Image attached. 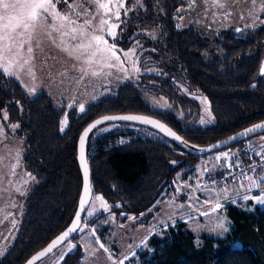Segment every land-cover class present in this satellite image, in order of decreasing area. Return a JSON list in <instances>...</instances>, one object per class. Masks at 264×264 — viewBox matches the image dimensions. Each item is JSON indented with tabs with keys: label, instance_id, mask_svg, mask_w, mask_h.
<instances>
[{
	"label": "trees",
	"instance_id": "16d2710c",
	"mask_svg": "<svg viewBox=\"0 0 264 264\" xmlns=\"http://www.w3.org/2000/svg\"><path fill=\"white\" fill-rule=\"evenodd\" d=\"M185 5V0H126L116 42L122 48L156 49L155 60L170 62L162 65L163 75L115 80L111 92L89 104L83 113L77 114L75 108L68 111L64 131L60 125L66 102L56 105L45 92L28 94L0 68V119L6 112L4 123L18 125L12 135L23 141V163L36 178L24 203L19 233L0 264H23L71 222L82 187L77 142L93 119L104 114H148L200 145L264 119V24L247 29L227 27L209 37L195 25L178 26ZM147 26L158 27L156 38L140 31ZM178 80L209 99L213 124H193L184 107L197 109L198 103L179 92ZM149 94L164 96L174 106L155 108ZM96 130L87 145L93 195L100 194L111 203L117 215H139L147 210L179 171L208 155H192L163 136V140L131 136L119 141L113 133H106L94 139ZM226 211L232 226L224 237L203 234L198 246L195 233L177 221L164 237L153 240L154 250L143 254L139 263L264 264V208L249 211L228 205ZM97 215L88 223L94 224ZM236 242L240 246H232ZM82 257L83 248L78 244L60 264H82Z\"/></svg>",
	"mask_w": 264,
	"mask_h": 264
},
{
	"label": "rangeland",
	"instance_id": "374dc122",
	"mask_svg": "<svg viewBox=\"0 0 264 264\" xmlns=\"http://www.w3.org/2000/svg\"><path fill=\"white\" fill-rule=\"evenodd\" d=\"M185 1L186 5L180 9L181 15L177 18L178 26L195 25L209 37L217 34L219 29L227 27L247 29L264 24V0ZM53 2L56 3V11L67 14L76 20L77 25H82L85 20H92V28L89 32L107 41L106 45L101 43L102 48L115 46L116 55L119 57V60H116L105 54L104 58L98 56L90 65L84 63L86 57L75 59V55H69L68 51L62 49L67 48L71 51L80 40H72L70 36L61 37L60 33L53 31V26L59 21L54 20L51 15L42 17V26L33 34L34 52L29 64L24 63V60L29 59L27 44L24 48L18 49L17 44L12 40H0V68L3 71L4 68H8L9 72L13 73L10 76L17 79L28 94L45 92L56 105L67 103V112L62 119V121L67 120L66 125H63L64 130L69 121L68 111L75 108L77 114L83 113L89 104L111 92L115 80L119 83L133 80L140 74L163 75V66L170 60L166 63L155 60L153 53L157 52L156 49L140 51L136 45L122 48L116 42L125 10V7L119 10L120 19L117 20L114 15L116 7L113 5L118 6L119 0H53ZM100 3L107 4L111 11L105 13L104 9L99 8ZM101 18L108 20L109 24L118 25L113 29L114 36L108 35V25L100 24ZM4 23L7 21H0V35H3ZM158 30V27L150 28V26L140 29L142 33L154 38L157 37ZM49 32L52 33L51 37L47 35ZM61 40L64 41L63 44ZM36 41H39L40 48L36 47ZM6 47H10L12 51H4ZM84 69L87 70V74ZM93 71L98 75H91ZM176 82L182 95L198 103L197 109L183 106L192 115L193 124L201 126L213 124L215 118L209 99L201 93L191 92L183 81ZM148 98L155 108L170 109L174 106L164 96L149 94ZM81 105L85 109L83 112L80 111ZM14 125V123L6 125L3 118L0 119V259L7 253L19 233L25 212V200L36 185L35 176L23 163V141L12 135ZM61 127L62 122L60 129ZM106 133H113L119 141L131 136H150L163 140L161 135L152 130L123 123L101 126L95 131L93 138ZM258 136L250 138L255 153H257ZM243 145L244 141L239 146L233 145L212 152L201 157L193 167L179 171L160 191L156 201L139 215L126 212L117 215L112 211L111 203L100 194H94L81 225L83 230L79 231L75 239L64 243L38 264H60L62 258L73 251L78 244L83 248L82 264H113V261L119 264L125 256H128V259L124 260V264H140L141 256L146 253L149 255L154 250L153 240L164 237L168 228L177 221L184 222L186 227L195 233V243L198 246L202 243L203 234L224 237L232 226V221L227 216V206L243 208L250 200L245 197L254 194L222 199L220 190L228 191L222 196H231L232 193L237 192L233 190L235 189L232 188L233 185H229L235 181L217 186L211 180L221 175L227 165H237L249 159L250 151H246ZM224 153H234L235 157H240L242 161L230 162L219 174L213 171L212 158L224 156ZM227 158L231 157L227 156ZM241 179L243 178L236 180L239 184H234L239 190H242ZM97 196L107 202L108 210L103 209L101 201L96 199ZM217 204L220 205L219 208H216ZM96 214L98 218L95 223H88ZM93 230L95 235L92 234ZM97 241L103 243L109 252H103ZM232 246L238 247L240 243L236 242ZM109 255L112 256L111 260L107 259Z\"/></svg>",
	"mask_w": 264,
	"mask_h": 264
},
{
	"label": "snow or ice",
	"instance_id": "6c2138e0",
	"mask_svg": "<svg viewBox=\"0 0 264 264\" xmlns=\"http://www.w3.org/2000/svg\"><path fill=\"white\" fill-rule=\"evenodd\" d=\"M137 2L139 3V0H137ZM253 2H255V0H253ZM125 3L126 0H119L118 6L113 5L114 7H116V12L114 13V15L117 20L120 19L119 10L125 7ZM220 6L222 7L223 5ZM99 8L104 9L105 13L111 11L108 5L104 3H100ZM13 13H15V15ZM125 14H127V12H125ZM48 15H51L54 20L59 21L58 24L53 26V31L60 33L61 37L70 36L72 40H77V39L80 40V42L76 44L71 49V51H69L67 48L62 49L64 51H68L69 55H75V59L80 60L82 57H86L84 59V63L90 65L96 60L98 56L104 58L105 54H107L108 56L115 58L116 60H119V57L116 55L115 46H111V48L109 47L102 48L100 46L101 43L106 45L107 41H104L101 36L89 32V29L92 28V20H85L82 25H77L76 20H73L67 14H62L56 11V3H54L53 0H0V21H7V23L3 24V35H0V40L2 41L12 40L14 43L17 44L18 49L24 48V46L27 44L26 51L29 59L24 60V63L29 64V61L31 60L32 54L34 52V48L32 47L33 34L35 33L37 28L42 26V17H46ZM100 24L108 25V35H112V36L115 35L113 29L118 27V25L109 24V21L103 18L100 19ZM47 35L51 37L52 33L49 32L47 33ZM53 43H55L54 40ZM63 43L64 41L61 40V44ZM36 47L40 48L39 41H36ZM57 47H60V45H57ZM4 51L11 52L12 49L10 47H6ZM16 54L18 55L19 53L17 52ZM4 71L9 75L13 74L9 72L8 68H4ZM29 71H31V68H29ZM83 71H85V74H87L86 69H84ZM261 72L262 74H264V66H262ZM91 75L96 76L98 75V73L93 71ZM84 110H85L84 106L81 105L80 111L83 112ZM3 119L5 120L8 119L6 112L4 113ZM110 120L138 121L143 124L152 125L160 129L161 131L165 132L168 136L173 137L175 140L181 141V137L178 136L171 129H169L166 125L160 123L159 121L144 116H138V115L105 116L100 120H96L95 123L89 125V127L83 131L79 139V147H80L79 160L83 171L85 196H87L90 191L89 169L84 155L86 138L88 137L89 132H91L92 129L96 128L97 125H100L105 121H110ZM201 122L203 123V121ZM66 123H67L66 119L62 121L61 131L64 130L63 125H66ZM12 127L13 128L18 127V125H14ZM261 128H264V123L257 124L254 127H250L246 129L245 132L240 133V135H248L249 133L256 132ZM262 139H264V137H262ZM261 147L262 149H264V145H261ZM256 155L264 156V152L256 153ZM224 156L227 157L228 153H224ZM236 166L239 167V165ZM251 170L255 171L254 168H252ZM245 179L249 180L250 183H252L253 185L259 186L257 180L254 177L245 175ZM247 198L248 197H245V199ZM96 199L101 201L104 210H108L109 205L107 204V202L103 201L102 197L97 196ZM253 199H256L259 203H264V197H253ZM86 203H88V201H86L82 197L80 201V205H81L80 211L84 210V206ZM219 207L220 205L217 204L216 208ZM89 215H92V213H89ZM80 222H81V216H80V212L78 211L77 215L73 220L72 225H70L67 230H65L59 237H57L56 240H53L46 248H44L38 254L34 255L31 258V260H29L28 264H35V261L40 260L48 253L52 252L53 248H56L61 242H63L67 237H69L71 233L75 231H82L83 229L79 227ZM92 234L95 235V230H93ZM97 242L99 243V241ZM99 247L100 249L103 250V252L105 253L109 252V249L106 248L103 243H99ZM107 259L111 260L112 256L109 255ZM127 259L128 256H125L124 260ZM124 260H120L119 264H124ZM113 264H116V262L113 261Z\"/></svg>",
	"mask_w": 264,
	"mask_h": 264
},
{
	"label": "water",
	"instance_id": "95a60500",
	"mask_svg": "<svg viewBox=\"0 0 264 264\" xmlns=\"http://www.w3.org/2000/svg\"><path fill=\"white\" fill-rule=\"evenodd\" d=\"M124 115H138V116H144V117H147V118H150V119H153V120H156V121H159L160 123H163L164 125H166L169 129H171L173 132H175L178 136L181 137V141H178V140H175L173 137L171 136H168L165 132L161 131L160 129L152 126V125H148V124H143V123H140L138 121H123V120H110V121H105L104 123L100 124V125H97L96 128L92 129L91 132H89V135L88 137L86 138V142H85V152H84V155H85V159L87 161V164H88V169H89V188H90V191L88 193L87 196L84 195V179H83V171H82V167H81V164H80V160H79V155H80V147H79V139H80V136L81 134L83 133V131L89 127V125L95 123L96 120H100L102 119L103 117L105 116H124ZM112 123H123V124H128V125H135V126H139V127H144V128H147L149 130H152L156 133H158L159 135L173 141L175 144L179 145L184 151L192 154V155H196V156H203L205 154H209V153H212V152H216V151H219V150H223V149H226L228 147H231L237 143H240V142H243L247 139H250L252 137H255L257 135H261V134H264V128H261L259 130H257L256 132H253V133H249L248 135H240V133H243L245 132L246 129L250 128V127H254L255 125L257 124H262L264 123V119L263 120H260V121H257L255 123H252L222 139H219L213 143H210V144H206V145H200V144H197V143H194V142H191L187 139H185L179 132H177L175 129H173L170 125H168L166 122L162 121L161 119L157 118V117H154L152 115H148V114H142V113H118V114H104V115H101L95 119H93L92 121H90L84 128L83 130L81 131L80 135H79V138H78V142H77V157H78V161H79V166H80V169H81V174H82V187H81V191H80V195H79V199H78V204H77V208H76V212L71 220V222L69 223V225L64 229L62 230L61 232H59L56 236H54L44 247H42L41 249H39L38 251H36L35 253H33L23 264H28L29 260H31V258L38 254L40 251H42L44 248H46L53 240H56L57 237H59L65 230H67L69 228L70 225H72L73 223V220L75 218V216L77 215L78 211L80 212V216H81V222H80V225L79 227L81 228V225H82V221H83V217L90 205V202L92 200V197H93V188H92V178H91V170H90V166H89V163H88V155H87V145H88V138L90 136V134L95 130V129H98L99 127L101 126H104V125H108V124H112ZM234 137V139H233ZM84 198L86 201H88V203L85 204L84 206V210L83 211H80V208H81V205H80V201H81V198ZM79 231H75L73 233L70 234L69 237H67L63 242H61L56 248H53L52 252L48 253L47 255H45L43 258H41L40 260H37L35 261V264H38L39 262H41L42 260H44L45 258H47L49 255H51L54 251H56L60 246H62L64 243H66L67 241H69L71 238H73Z\"/></svg>",
	"mask_w": 264,
	"mask_h": 264
},
{
	"label": "crops",
	"instance_id": "0c3cea01",
	"mask_svg": "<svg viewBox=\"0 0 264 264\" xmlns=\"http://www.w3.org/2000/svg\"><path fill=\"white\" fill-rule=\"evenodd\" d=\"M262 137H264V134L259 135L258 138V142L256 143V149H257V153L259 152H264V149H262L261 145H264V139H262ZM228 157L231 158H227L226 156H222L219 155L217 157H213L212 161L214 162V168L213 171L221 173L223 171V169L225 168V166L227 164H229L230 162H241V158L240 157H235L234 153H229ZM251 177H254L259 186L253 185L252 183H250L249 180L243 178L241 179V183H240V187L242 188V190L237 189L238 187H235L234 184H239L236 183L238 181L232 182L229 185H233L232 188H235L233 190L237 191L236 193H232L231 196H222L223 194L227 193V190H220L219 194H221L220 198H229V197H234V196H239V195H249L250 193L254 194V196H248L247 199H250L248 201L247 204H244L245 206L243 207L246 210L252 211L255 208L259 207V208H264V203H259L256 199H253V197H264V172H260L257 174H253V175H249ZM244 200V199H242Z\"/></svg>",
	"mask_w": 264,
	"mask_h": 264
},
{
	"label": "built area",
	"instance_id": "2783aa9c",
	"mask_svg": "<svg viewBox=\"0 0 264 264\" xmlns=\"http://www.w3.org/2000/svg\"><path fill=\"white\" fill-rule=\"evenodd\" d=\"M244 148L248 153L249 159L246 162L238 163L236 165H227L224 172L216 178H213L214 184L217 186L225 185L230 181H236L238 178H245V175H253L264 172V156L253 155L254 146L250 139L244 141ZM254 168L255 171L251 169Z\"/></svg>",
	"mask_w": 264,
	"mask_h": 264
},
{
	"label": "bare ground",
	"instance_id": "6f19581e",
	"mask_svg": "<svg viewBox=\"0 0 264 264\" xmlns=\"http://www.w3.org/2000/svg\"><path fill=\"white\" fill-rule=\"evenodd\" d=\"M248 140V139H247ZM251 141V140H250ZM252 142V141H251ZM253 143V142H252ZM254 146V145H253ZM253 155H256V153H255V148H254V151H253Z\"/></svg>",
	"mask_w": 264,
	"mask_h": 264
}]
</instances>
